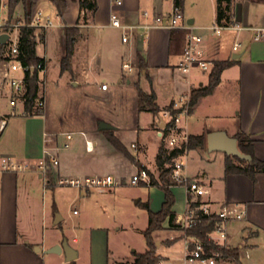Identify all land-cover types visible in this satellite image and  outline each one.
Listing matches in <instances>:
<instances>
[{
  "label": "crops",
  "instance_id": "1",
  "mask_svg": "<svg viewBox=\"0 0 264 264\" xmlns=\"http://www.w3.org/2000/svg\"><path fill=\"white\" fill-rule=\"evenodd\" d=\"M63 1L66 2L67 7L61 18L50 0H34L33 15L43 13L49 15L54 22V27L49 29L43 39V48L37 50L36 54L39 58L45 59L47 76L54 58L57 59L61 71V61L66 54L65 27H78L80 31L71 72L72 78L76 80L71 82L75 86L92 88L94 91L110 96L113 88L110 84L112 81L117 80L120 86L125 83V80L128 84L134 83L127 76L130 73L123 69V63L131 61L134 72L139 70L137 53H140L145 65L143 73L147 75L151 90L156 94L161 114L157 117L153 115L148 126L142 128L144 132L142 137L140 133H137L135 139L129 138L128 132L119 128H116L113 133L126 146L130 154L158 179L156 157L163 138L160 118L166 126L168 119L165 118L164 111L181 98H188L190 104L192 91L208 84L196 76V73L202 74L201 72L193 71L190 74H183L177 68L187 44L189 30L175 32L151 29L148 31V36L140 30L137 31L133 43L127 45L122 42V31L111 26V16L113 13L118 14L123 25L153 23L156 17L168 16L173 11L174 0H124L121 7L115 6L113 0H96L97 10L94 13H87L86 21V14L81 9L80 0ZM181 9L187 23L192 27L191 31L202 36L203 48L210 61H236L234 66L223 72L221 83L214 92L199 99L193 110L184 116L186 121L182 118L185 132L188 136L206 135L203 132L197 134L192 132L198 108L202 102H208L220 96L216 114L213 115L214 120L220 124L209 128V133L226 131L231 137L241 132L251 135L254 140L255 156L264 161V40H255L257 32L264 30V0H232L233 27L223 30L221 35L212 31V27L216 24L217 0H185ZM17 10H20V14L16 15L15 12V17H23L22 5H19ZM145 13H148L149 17H146ZM12 34L16 35L15 41L19 40V31L15 30ZM237 44L240 47L234 51ZM234 57L237 58L234 59ZM139 83L140 81L136 82L135 86H139ZM103 84L108 85V90H102ZM7 92L9 94L8 90ZM164 97H167L168 103L166 106H161L160 101ZM21 110L16 108L15 115H12L10 107L9 111L2 114L0 107V115L7 120V127L0 136V158L11 156L21 163L31 164L43 157L46 138H54L58 132L50 129L46 110L43 116L21 114L22 105ZM80 133H85L86 137L80 134L83 138L76 139L74 136L72 147L60 155L61 167L55 169L57 177L60 170L64 177L101 174L115 175L129 180L137 174L139 168L118 153L105 138L104 133L98 131L97 126L90 132L81 130ZM154 137L158 139V144L155 158L150 161L148 152ZM87 140L94 143V151H87ZM133 145L137 146V151L132 148ZM205 148L189 151L183 156L184 176L200 182L208 189L209 193L199 200L203 205H208L211 211H218L224 204H238L246 209V219L231 224L229 245L232 248H240V264H264V173H258L255 180L241 174L226 175L227 156L218 152L211 153L212 155L207 157L204 155ZM192 153L206 160L207 163L202 170L192 172L187 167ZM125 165L135 169L129 177H125L122 173L127 168ZM216 167L217 170L214 171ZM23 172L25 171L0 175V264H76V262H66L64 254L48 253V250L55 245L62 244L64 239H67L69 245L78 251V257L84 249L82 239H86L90 245V264H109L111 253L109 228L97 223L100 217L110 218L115 207H121L122 204L117 201H114L115 206H110L114 200L112 196L116 193L102 189L80 190L76 201L80 200L86 209H91L90 217L92 215V221L95 220V224L88 225L87 217L83 216L77 222L76 228L79 231L71 240L66 234L61 237L59 234L52 233L59 228L63 230V226L62 222L56 226L52 223L48 208L44 209L42 214L41 227L36 223H31L30 226L26 224L18 185V173ZM39 178L43 180L44 187L48 190L45 176L40 173ZM58 186L60 185L56 181V187L51 191ZM138 187H146L147 193L144 198L137 197V206L144 208L143 205L149 203L152 212L161 211L165 202V193L155 186L148 187L142 184ZM95 191L99 192L105 204L101 203L96 207L93 201L92 205L90 204L89 200L94 197ZM171 191L176 198L173 211L176 213L175 225H178L176 221L183 217L188 209V193L182 185L176 183L171 186ZM106 192H110V197L106 195ZM52 209L54 212L58 211L56 202L53 203ZM74 213L77 212L74 211ZM62 221L65 222V218ZM83 232L85 234L81 237ZM159 232L163 234L162 237H157ZM238 234L241 236V241L235 245L234 240ZM154 239L156 243H159L157 254L162 258L160 264L168 263V257L160 252L161 249L165 246L172 248L179 241L182 242V253L177 259L180 264H183L188 239L180 227H171L167 219L164 230L155 232ZM36 248H39V251ZM133 253L135 259V253L138 252L134 250Z\"/></svg>",
  "mask_w": 264,
  "mask_h": 264
},
{
  "label": "rangeland",
  "instance_id": "2",
  "mask_svg": "<svg viewBox=\"0 0 264 264\" xmlns=\"http://www.w3.org/2000/svg\"><path fill=\"white\" fill-rule=\"evenodd\" d=\"M7 13L8 11L2 13V19L5 17L8 18ZM17 13L20 14V10L16 11V15ZM6 18L3 23H6L7 21L8 26L23 20V17L16 18L15 15L12 20L9 18L6 20ZM2 34L3 29L0 28V37ZM10 38L12 41H15L16 35L11 34ZM127 76L131 78L134 83L128 84L127 80H125V83L120 86L118 85V81L114 80L110 83L113 88L110 96H108L94 91L92 88L86 89L82 86L73 85L71 81H76L75 78H72V74L69 72L61 74L57 59L54 58L48 76L45 78L42 76V80L45 81L42 83L40 91V94L42 96L44 95L46 100L47 123L52 131L58 132L54 138H56L58 142H61L63 134L73 133L76 139H79L82 137L80 135L81 130L90 132V130H93L96 126L98 129V123L100 121L106 122L105 120L115 128L127 131L129 138L135 139L137 133H140L141 137L144 136L142 128L148 126L150 120H152L153 114L150 112H138V88L135 86V83L140 81L139 86L147 93H151L150 82L147 75H144L143 71L141 72L138 69ZM196 76H198V79L202 80V82L208 84L209 72L202 74L196 73ZM219 98L220 96H217L208 102H202L200 104L196 114L197 119L194 120V118H192V120H194V128L192 129L194 134L203 132V134L207 135L210 130L209 128H214L217 124H220V122H217V120H214L215 118H213V115L216 114V107L219 105ZM8 99V92L3 91L0 96L2 114H5L10 110ZM167 103V97L162 98L160 101L161 106H166ZM174 103L164 111V115L167 111H171L175 118L183 112H189L186 106L179 110H173ZM17 110L22 111L21 105L17 107ZM186 115L187 113H183V121H186V118H184ZM103 118H105V120ZM101 136L105 137L104 135ZM152 142L153 143L150 144L148 152V158L150 161H153L155 158L158 139H155L154 137ZM162 143L168 147L167 139L164 141L162 140L161 144ZM64 153L65 152H61V154ZM211 153L218 152H209L206 145L204 155L210 157L212 155ZM39 161L40 160L33 161L30 164L32 168H29L23 173H18L19 193L22 198V207L25 211V220L27 221V223L26 221L25 223L29 226L31 223H36L41 227L43 219L42 214L44 209L48 208L53 224L56 221V215H59L66 220L65 222L62 221L63 230L59 228L58 230H54L56 232L52 233L55 235L59 234L61 237H64V234H66L68 238H71L72 240V238L76 236L77 231H79V229L76 228L77 222H79L83 216L84 218L87 217L88 225L95 224V220L93 219L94 221H92V215L90 217L91 209H86V207L83 206V202L80 200L76 201L78 193L82 189L58 186L54 191L46 190L43 180L39 178V174L41 173V170L38 168ZM206 163V160H202L195 153H192L190 160L187 162V167L192 172H197L202 170ZM126 167L128 169L125 168L122 173L125 177H129L133 174L132 172L135 171V169L131 166ZM215 170H217V167L214 168V171ZM52 172L56 181L63 175L61 170L58 177L55 174V169H53ZM98 193V191H95L94 197L89 200L91 205L92 201L94 202L95 207L96 205L98 206L101 203H104ZM106 193V195L110 197V192ZM111 193H116V195L112 196L114 200H112L110 206H115L114 201H117L122 205L121 207H115V211L110 218L100 217L99 223H97L100 225L104 224L109 228L111 250V253L109 254V264L132 263L134 261V250H137L138 253H145L148 249L145 238L142 234V230H145L148 227V214L145 208L137 206L136 204L138 196L144 198L147 193V188L121 186L112 189ZM55 202L58 206L57 212H54L52 209V205ZM74 211L77 213L75 214ZM84 234V232L81 233V237ZM160 236L162 237L163 234L160 232L157 233V237ZM66 241L68 240L66 239ZM82 241L84 249L75 262L76 264H90L89 242L86 239H82ZM240 241L241 236L238 234L235 237L234 244L237 245ZM182 245L183 243L179 241L172 248L165 246L161 249L160 252L168 257L167 264H180L177 257L182 253ZM231 264L235 263L232 262Z\"/></svg>",
  "mask_w": 264,
  "mask_h": 264
},
{
  "label": "built area",
  "instance_id": "3",
  "mask_svg": "<svg viewBox=\"0 0 264 264\" xmlns=\"http://www.w3.org/2000/svg\"><path fill=\"white\" fill-rule=\"evenodd\" d=\"M114 5L121 7L124 4V0H113ZM8 11V0H0V28L4 29L8 26L5 18L2 19V13ZM146 17H149L148 13H145ZM8 20V18H6ZM26 24L22 22L13 23L8 26L11 30L6 32L9 35L4 48L0 49V96L3 91H9V104L12 109V115H15V109L18 104L23 106L24 97L27 93V75L32 74L35 71L39 73L40 86L45 80H42L47 76V66L44 58L37 63V65L26 64L21 59V51L19 47V40L12 41L10 35L19 30L20 27ZM29 27L34 29L33 41L31 42L32 56H37V50L43 48V39L47 35L49 29L54 27V22L49 15L38 13L32 16ZM111 26L113 28L120 29L122 31V42L127 45H131L137 31L143 30L145 36H148V31L151 29H166L175 32L189 30L187 35V44L183 50L181 59L177 64L178 70L183 74H190L193 71H199L201 73L211 72L214 67V62L210 61L203 48L202 36L193 33L192 27L187 23L184 13L181 7L175 6L173 11L168 16H158L154 19L153 23L145 25H123L118 14L113 13L111 16ZM233 26L224 27L215 24L212 27V31L221 35L223 30L230 29ZM5 32H3L4 34ZM255 40H264V30L257 32ZM240 45L237 44L234 47V51L239 49ZM35 53V54H34ZM123 69L127 73L134 72V66L131 61H125L123 63ZM102 90H108V85L103 84ZM41 91V87H40ZM39 91L38 96L35 99V109L43 116L46 110L45 96L41 95ZM186 106L189 110V99L181 98L173 105V110H179ZM188 113V111L183 112ZM183 113L177 115L175 118L171 111L165 113V118L168 119L166 124L169 130L168 136V149H175L188 142V135L185 132V127L182 124ZM25 115L24 111L21 113ZM1 116V115H0ZM2 117V116H1ZM165 126V127H166ZM7 127L6 118L2 117L0 121V136ZM86 137L85 133H81ZM164 137V133L161 135ZM74 139L73 133L63 134V139L58 142L56 138L47 137L46 146L43 151V157L38 163V168L44 175L49 169H57L60 166V154L67 151L72 147ZM87 151H94V143L90 140L86 141ZM137 151V146H132ZM185 155V154H184ZM180 156L176 161L171 174V179L174 183L182 185L188 196H192V202L200 201L199 198L204 197L209 193L208 189L198 181L191 180L184 176L185 161L183 156ZM32 168L30 164L21 163L16 158L11 156H5L0 158V175L4 173H15L26 171ZM57 184L60 186L73 187L78 189H102L112 190L121 186H151V178L146 169L139 170L137 174L133 175L129 180L120 178L115 175H101L96 174L87 177H64L61 176L57 179ZM197 211H202L206 216L216 215L218 222L212 233L209 234L208 240L211 244L217 247H231L229 245V237L231 234L230 227L232 223L242 222L246 219V209L238 204H224L218 211H211L208 205L201 204L197 208ZM177 224L183 231L196 226L199 222L195 217L194 211L189 212L187 209L186 214L178 219ZM188 239L186 244L185 256L183 264H231L237 262L234 259H227L220 252L208 251L205 245L197 241L194 238L186 237Z\"/></svg>",
  "mask_w": 264,
  "mask_h": 264
},
{
  "label": "trees",
  "instance_id": "4",
  "mask_svg": "<svg viewBox=\"0 0 264 264\" xmlns=\"http://www.w3.org/2000/svg\"><path fill=\"white\" fill-rule=\"evenodd\" d=\"M52 4L57 8L59 16L62 18L66 10L67 4L63 0H50ZM175 6L183 7L185 0H174ZM81 9L85 12V21L87 13H94L97 10L96 0H80ZM22 5L24 10L23 20L19 21L26 25L19 28V47L21 51V59L24 63L30 65H37L42 59L38 56H32L31 42L33 41L34 29L29 27L28 24L31 23L33 16V9L35 7L34 0H8V13L7 16L10 20L13 19L17 7ZM231 5L232 0H217V17L216 24L229 27L233 26L232 16H231ZM10 28H4L3 32L10 31ZM66 36V54L61 61V74L66 72H72V61L75 51L76 42L79 36L78 27H65ZM6 45V44H5ZM5 45L0 44V49L4 48ZM138 67L142 72L145 68L143 65V58L140 53H137ZM235 60L226 62H214V67L210 72L209 83L207 86L201 87L199 89L193 90L190 97V108L191 112L194 106L198 103L199 99L211 95L214 90L219 86L222 79L223 72L234 66ZM39 83V73L35 71L32 74L27 75V93L23 101V111L26 116H42L38 110L35 109V99L40 91ZM138 88V110L139 112H150L155 117L161 114V109L157 104V97L154 92L148 94L142 88ZM2 117L0 116V121ZM169 127L162 129L164 141L168 136ZM106 136L108 142L113 146V148L123 156H125L131 163L136 165L139 170L144 168L136 158L130 154L126 146L114 135L113 131L103 132ZM234 138L238 141L239 150L243 154L250 155L252 157L251 161H243L237 157L226 158V175L241 174L250 177L255 180L258 173H264V161L259 160L255 156L254 152V140L251 135L245 133H239ZM207 145L206 135H189L188 142L175 149H168L164 143L161 144L157 157L156 165L159 171V178L156 179L155 176L148 171L151 178V186L160 188L165 193V202L162 206L161 211L154 213L151 211L149 203L144 204V208L148 212L149 222L148 227L142 232L146 244L147 251L145 253H135V259L132 263L123 264H160L162 258L157 254V244L154 239V233L157 231L164 230V223L167 219L170 221L171 227H179L175 225L176 213L173 211V207L176 203V198L171 191V186L175 185L171 179V174L175 165V161L182 155L189 151L203 149ZM46 178V188L48 190H53L56 187V181L54 174L51 169H49L45 174ZM202 203L192 202V196H188V210L189 212L194 211L195 217L198 218L199 222L196 226L184 230L185 237H191L197 241L202 242L208 251L220 252L222 256L227 259H234L240 264V248L232 247H217L211 244L208 240V236L212 233L218 222V217L216 215L206 216L202 211H197ZM75 264V263H74Z\"/></svg>",
  "mask_w": 264,
  "mask_h": 264
},
{
  "label": "water",
  "instance_id": "5",
  "mask_svg": "<svg viewBox=\"0 0 264 264\" xmlns=\"http://www.w3.org/2000/svg\"><path fill=\"white\" fill-rule=\"evenodd\" d=\"M9 40V35L4 33L0 37V44L5 45L7 41ZM35 54V53H34ZM237 57H234L236 59ZM145 74V72L143 73ZM160 127L162 129L165 128V123L163 122V119L160 118ZM116 128L112 126L111 124L100 121L98 123V130L99 132H106V131H114ZM206 141H207V148L209 152H222L228 157H237L243 161H251L252 157L247 154H243L238 147V141L236 138L231 137L228 135L226 131H213L206 135ZM63 218H61L59 215H56V221L54 225H58L61 223ZM157 246L159 243H156ZM37 251H39V248H36ZM48 253L53 254H64L65 260L68 263L75 262L78 259L79 253L76 249L71 247L68 243V241L64 240L62 244L55 245L51 249L48 250Z\"/></svg>",
  "mask_w": 264,
  "mask_h": 264
}]
</instances>
